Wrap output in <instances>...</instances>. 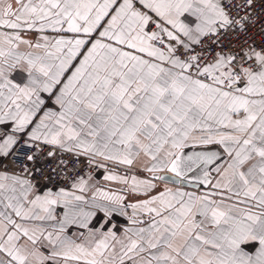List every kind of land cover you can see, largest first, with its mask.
Returning <instances> with one entry per match:
<instances>
[{
	"label": "snow or ice",
	"instance_id": "obj_1",
	"mask_svg": "<svg viewBox=\"0 0 264 264\" xmlns=\"http://www.w3.org/2000/svg\"><path fill=\"white\" fill-rule=\"evenodd\" d=\"M0 264H264V0H0Z\"/></svg>",
	"mask_w": 264,
	"mask_h": 264
}]
</instances>
